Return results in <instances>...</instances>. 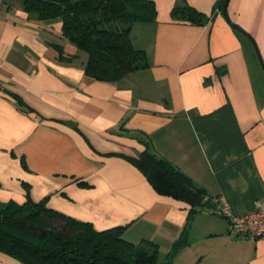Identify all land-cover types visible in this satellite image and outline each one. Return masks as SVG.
I'll use <instances>...</instances> for the list:
<instances>
[{
  "label": "crops",
  "instance_id": "crops-1",
  "mask_svg": "<svg viewBox=\"0 0 264 264\" xmlns=\"http://www.w3.org/2000/svg\"><path fill=\"white\" fill-rule=\"evenodd\" d=\"M152 1L155 21L131 28L147 66L109 82L85 74L87 53L61 34L59 18L0 0V200L23 202L26 184L33 200L47 197L96 229L126 225L132 240L158 244L159 259L188 206L157 193L132 162L144 142L235 213L264 200V67L255 49L264 63V0L227 1L239 29L221 0ZM183 3L205 20L173 19ZM214 206L194 213L171 264H264V238L229 235ZM0 264L23 263L0 252Z\"/></svg>",
  "mask_w": 264,
  "mask_h": 264
},
{
  "label": "trees",
  "instance_id": "trees-1",
  "mask_svg": "<svg viewBox=\"0 0 264 264\" xmlns=\"http://www.w3.org/2000/svg\"><path fill=\"white\" fill-rule=\"evenodd\" d=\"M26 12L38 19L61 20V34L87 53L85 74L102 81H117L129 72L146 67L144 49L133 45L131 28L135 22H154L152 0H21ZM221 0L218 8H222ZM171 17L203 22L205 16L191 5H175ZM236 28V27H235ZM238 29V28H237ZM63 57L61 51L59 54ZM20 108L32 111L15 93ZM135 157V166L154 190L188 206L187 220L171 244L163 261L158 259L156 242L142 238L133 242L123 237L126 225L96 229L47 206V197L35 201L25 184L21 203L0 200V252L23 264H170L187 245L190 220L194 213L215 205L207 190L168 160L155 154L148 142ZM81 185H87L81 181Z\"/></svg>",
  "mask_w": 264,
  "mask_h": 264
},
{
  "label": "built area",
  "instance_id": "built-area-1",
  "mask_svg": "<svg viewBox=\"0 0 264 264\" xmlns=\"http://www.w3.org/2000/svg\"><path fill=\"white\" fill-rule=\"evenodd\" d=\"M214 211L227 222L229 235L250 234L255 238H264V200H257L252 210L239 214L231 209L225 199L217 197Z\"/></svg>",
  "mask_w": 264,
  "mask_h": 264
},
{
  "label": "rangeland",
  "instance_id": "rangeland-1",
  "mask_svg": "<svg viewBox=\"0 0 264 264\" xmlns=\"http://www.w3.org/2000/svg\"><path fill=\"white\" fill-rule=\"evenodd\" d=\"M129 232H124V235H123V237H125V238H127V239H129V240H131V241H138L136 238H135V240H132L131 239V235H130V233L128 234ZM139 242V241H138ZM170 248H171V246L169 247V248H167L166 250V252H165V254L162 252V253H160V256H159V261H163L164 260V257H166L165 255L167 254V252L170 250ZM194 262H195V259L193 260ZM194 262H190L189 264H194ZM183 263V261H182V259L181 260H179V261H177V262H175V264H182ZM171 264V263H170ZM187 264V263H186Z\"/></svg>",
  "mask_w": 264,
  "mask_h": 264
},
{
  "label": "water",
  "instance_id": "water-1",
  "mask_svg": "<svg viewBox=\"0 0 264 264\" xmlns=\"http://www.w3.org/2000/svg\"><path fill=\"white\" fill-rule=\"evenodd\" d=\"M227 1H228V0H225L224 4H223V6H222V14L225 16L226 20H227L230 24L233 25V27L238 28V27H237L235 24H233V23L229 20V18H228L227 10H226V7H227ZM238 29H239V28H238ZM242 32H243V30H242ZM254 46H255V45H254ZM255 49H256L257 55H258V57H259V59H260L261 65H262V67H264V63H262V61H261L260 55H259V53H258V51H257V47H255Z\"/></svg>",
  "mask_w": 264,
  "mask_h": 264
}]
</instances>
